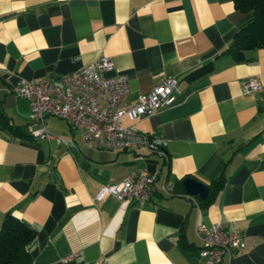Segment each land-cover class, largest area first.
Masks as SVG:
<instances>
[{
	"label": "crops",
	"instance_id": "1",
	"mask_svg": "<svg viewBox=\"0 0 264 264\" xmlns=\"http://www.w3.org/2000/svg\"><path fill=\"white\" fill-rule=\"evenodd\" d=\"M252 18L232 0H0V111L24 134L0 127V227L11 213L34 230L31 264H205L197 223L244 234V249L218 264H264V47L242 61L223 53ZM104 55L113 67L102 76L128 79L127 105L160 77L178 79L172 105L133 122L165 140L167 165L157 154L136 161L134 150L90 148L55 116L44 120L53 138L28 134L30 104L11 87ZM208 63V74L187 77ZM253 79L259 89L245 93ZM138 165L178 194L143 206L98 198ZM221 170L224 185L206 207L176 185H208Z\"/></svg>",
	"mask_w": 264,
	"mask_h": 264
},
{
	"label": "built area",
	"instance_id": "2",
	"mask_svg": "<svg viewBox=\"0 0 264 264\" xmlns=\"http://www.w3.org/2000/svg\"><path fill=\"white\" fill-rule=\"evenodd\" d=\"M112 67L111 58L104 55L55 79L20 78L11 90L30 104L28 134L35 139L53 138L44 120L46 116H55L65 120L72 129L79 130L83 143L90 148L134 150L136 161H142L146 154H157L167 165L165 140L140 131L133 122L172 105L179 93L178 79L172 75L160 77L149 92L139 94L134 104L127 105L128 79L121 75L102 76V72ZM258 89L259 82L253 79L244 91L251 94ZM125 120L128 123H124ZM61 141L56 138L57 143ZM157 178V174L145 166H135L121 181L101 186L98 198L109 194L118 202H135L143 206L154 194H178L165 176L159 182ZM186 196L198 207L193 196ZM195 232L202 243L198 254L205 264H218L226 254H234L245 247L243 233L229 230L220 223L210 226L197 223Z\"/></svg>",
	"mask_w": 264,
	"mask_h": 264
},
{
	"label": "trees",
	"instance_id": "3",
	"mask_svg": "<svg viewBox=\"0 0 264 264\" xmlns=\"http://www.w3.org/2000/svg\"><path fill=\"white\" fill-rule=\"evenodd\" d=\"M234 7L240 12H251L253 18L243 26L233 37L230 45L223 52L230 55L235 61L246 60L244 52L246 50L264 47V0H232ZM212 70V64L208 63L197 70L191 72L188 78H197L208 74ZM0 127H7L20 133L23 132L14 128L8 118L0 111ZM181 180L176 182L182 187ZM224 185L223 171L218 178L209 184L208 195L204 199H199L200 206H208L216 194ZM35 238L34 230L22 220L16 218L11 213H6L2 219L0 227V264H31L29 246ZM181 243L182 235L180 236Z\"/></svg>",
	"mask_w": 264,
	"mask_h": 264
},
{
	"label": "water",
	"instance_id": "4",
	"mask_svg": "<svg viewBox=\"0 0 264 264\" xmlns=\"http://www.w3.org/2000/svg\"><path fill=\"white\" fill-rule=\"evenodd\" d=\"M181 184L188 195L196 196L204 199L209 192L207 184L193 177H185L181 180Z\"/></svg>",
	"mask_w": 264,
	"mask_h": 264
}]
</instances>
